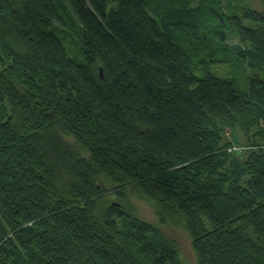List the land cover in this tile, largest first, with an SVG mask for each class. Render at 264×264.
Instances as JSON below:
<instances>
[{"label": "trees", "instance_id": "16d2710c", "mask_svg": "<svg viewBox=\"0 0 264 264\" xmlns=\"http://www.w3.org/2000/svg\"><path fill=\"white\" fill-rule=\"evenodd\" d=\"M131 198L195 264H264V11L0 0V264H188Z\"/></svg>", "mask_w": 264, "mask_h": 264}, {"label": "rangeland", "instance_id": "374dc122", "mask_svg": "<svg viewBox=\"0 0 264 264\" xmlns=\"http://www.w3.org/2000/svg\"><path fill=\"white\" fill-rule=\"evenodd\" d=\"M250 1H252L253 6L257 8L259 11H264V0H250ZM236 43L237 41L230 42V44H236ZM216 72L219 73L220 75L224 74L222 68H220V70L219 71L217 70ZM230 135L235 141H244V138L239 131L233 130L230 133ZM131 200L135 204L137 211H138V215L141 218L159 226V228L168 237L175 238L181 241L183 243V251L185 255L184 258L186 259L187 263L195 264L193 256L190 254L189 249L185 245V240H186L185 233L181 230L171 227L169 224L166 226H161L151 203L145 200L138 199V198H131Z\"/></svg>", "mask_w": 264, "mask_h": 264}, {"label": "bare ground", "instance_id": "6f19581e", "mask_svg": "<svg viewBox=\"0 0 264 264\" xmlns=\"http://www.w3.org/2000/svg\"><path fill=\"white\" fill-rule=\"evenodd\" d=\"M231 149H233V150H239L240 151L241 146H239V145H233V147ZM231 149H229V150H231Z\"/></svg>", "mask_w": 264, "mask_h": 264}]
</instances>
